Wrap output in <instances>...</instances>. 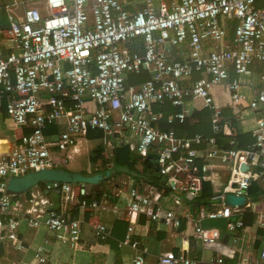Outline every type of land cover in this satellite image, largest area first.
Returning a JSON list of instances; mask_svg holds the SVG:
<instances>
[{"label":"built area","instance_id":"1","mask_svg":"<svg viewBox=\"0 0 264 264\" xmlns=\"http://www.w3.org/2000/svg\"><path fill=\"white\" fill-rule=\"evenodd\" d=\"M256 1L0 0V119L9 120L14 129L30 131L12 146L5 139L8 149L0 150L4 264H64L42 247L34 248L27 262L19 226L38 229L43 225L51 233L67 234L76 244L83 221L70 217L75 185L47 182L32 189L29 197H15L5 194L6 183L12 176L55 168L57 158L59 165L67 164L81 153L83 143L91 141L87 137L91 131L101 132L98 141L108 157L127 133L136 137L137 154L152 161L159 177L152 185L124 175L127 181L121 183L130 188L127 233L120 245L136 252L134 264H142L145 255L141 243L133 240L138 216L168 221L175 229L184 221L193 227L203 248L221 252L218 229L204 228L203 223L225 220L233 238L244 227L243 216L261 203L251 201L248 189L254 182L264 183V10L256 8ZM226 20L236 22L230 43ZM144 74L149 76L145 82L128 83L129 76ZM195 74L200 77L193 79ZM243 78L248 79L250 98L241 91ZM215 86L227 88L230 103L241 109L239 120L245 119L247 110L252 113L251 144L237 147L230 120L222 116L210 95ZM194 98L210 110L212 134L224 136L225 144L201 134L177 137L172 129L161 130V115L154 106L169 102L178 110L168 123L181 124ZM221 172L226 174L222 191L210 198L209 207L198 205L203 184L218 186ZM45 193L59 195V209L46 208L51 205L47 200H40L43 205L38 202ZM80 193L86 194L81 187ZM228 194L243 197L244 204L225 205ZM187 202L194 203L189 207ZM104 204L105 199L94 200L91 208L98 211ZM259 215L264 230V214ZM93 229L102 240L111 235L105 224ZM17 254L18 259L12 258ZM259 259L264 262V248ZM223 263L221 257L209 261ZM155 264L199 261L167 253Z\"/></svg>","mask_w":264,"mask_h":264},{"label":"crops","instance_id":"2","mask_svg":"<svg viewBox=\"0 0 264 264\" xmlns=\"http://www.w3.org/2000/svg\"><path fill=\"white\" fill-rule=\"evenodd\" d=\"M255 6L257 9L264 10V0H257ZM2 22L6 25L4 19H2ZM228 40L230 43L232 39ZM254 70L259 72L261 69L256 66ZM247 81L248 79L246 78L241 80L244 85L241 88V91L246 96V98H250L251 91L245 85ZM253 82L255 84L258 83L256 75H254ZM193 101L192 104H187V119H189L193 114ZM155 113L161 115L160 112ZM245 113V119L239 120L238 118L239 129L242 134L250 133L254 126L252 113L248 110ZM5 139L6 138L1 137L0 140ZM6 140L11 146L17 142L15 134L12 141L9 139ZM91 141H97L98 144L95 146V148L100 143L98 140ZM88 143L89 141L83 143L82 150L86 149ZM68 163L63 166L66 168V170L72 173H93V169H100L99 164L95 165L94 167H92L90 164V167L87 169L88 164L85 167L78 165H71L67 167ZM220 178L221 179L218 186H211L214 196L218 192L222 191L223 187L225 186V184L222 182L224 181V178H226V174L221 172ZM122 181H127V179H122ZM119 183L115 185L116 190L119 191L118 196H106L105 204L102 206L103 208L98 211H92L93 217L98 219V223L105 224L111 231V235L107 240H102L96 234V232H94V227L85 223L83 217V207H80L79 216L77 218H81L83 224L81 226L79 240L76 244L70 241L67 234L51 233L43 225H41L38 229H35L34 234L30 239L28 235H25L24 232L21 231L20 238L22 243L24 240H26L24 242L28 244L25 245L23 243V245L27 247L25 260L30 262L32 260L33 249L42 247L47 254L52 256V258L63 262L64 264H114L117 259L120 260L121 264H134L136 252L131 250L129 245H120L125 239L128 227V223L125 219V207L127 192L130 188V184L127 185V183H125L126 185L122 186ZM38 199V202L42 205L43 199L44 201L47 200L51 204L50 206L46 207L48 209H59L61 198L56 193H45L40 195ZM40 200H42V202ZM201 201L202 199L198 201V205H205L206 207H209L210 200L207 201V203H202ZM258 202L261 203L257 204L256 206L261 207V209L257 210L255 206L254 212H247L243 216V219L245 216L247 217L246 223L243 222V229L237 232L233 238L231 237L232 235L228 234L226 231L225 220L220 219L225 222L224 230H220L215 227L211 228L218 229L220 233L219 241L222 247L219 250L221 252L203 248V246L200 244V241L194 237L193 227L189 224H186L184 221L181 223L178 229H175L168 221H148L143 216H138L134 226L133 240H138L141 243L140 249H145V255H143L142 258V264H155L159 256L167 253L172 254L176 258L188 256L192 259L198 260L199 264H209V261L215 259L216 257H221L224 260L223 264H264V262H261L259 259L260 252L264 248V230L261 229L259 225V217L261 216L259 214H264V198L258 199ZM25 206L28 207L29 205L25 204ZM262 219L264 220V217ZM258 230L261 233V238L259 239V242L256 243ZM2 248L3 247L0 246V261L7 259L5 256H3L5 253ZM228 248L233 250L235 253L231 252L228 254ZM15 256V259L20 257L18 254ZM4 260L0 263H6Z\"/></svg>","mask_w":264,"mask_h":264},{"label":"trees","instance_id":"3","mask_svg":"<svg viewBox=\"0 0 264 264\" xmlns=\"http://www.w3.org/2000/svg\"><path fill=\"white\" fill-rule=\"evenodd\" d=\"M227 32H228V39H232L234 28L236 22L233 20H226L225 22ZM1 26L5 31L6 25L5 23L1 22ZM178 59V58H177ZM199 74H195L193 79L199 78ZM234 77V74L231 73V78ZM149 79L148 74H144L141 76H129L128 83L130 84H139L143 83ZM210 95L213 97L215 105L220 109L222 116L224 118H228L231 122V129L232 133L231 136L235 139L237 147L242 148L248 144H251L254 141V138L250 133H244L239 129L238 118L241 113V110L238 107L233 106L230 103L229 93L226 87L222 86H215L210 88ZM194 111L193 114L189 119H186L183 123H179L178 121H174L171 124L167 122V119L170 115L178 110V108H174L171 106L169 102H166L162 106H154L155 112L161 113V120L159 122V126L163 131H168L172 129L177 137L181 136H193L195 134H201L203 137L208 138L211 141H216L218 144H225L226 140L225 137L222 135L213 136L211 126H210V118L211 112L210 110L203 107L202 100L198 98H194L193 101ZM28 129L24 128H17L15 131V138L16 140H20V138L29 133ZM102 136L101 132L91 131L88 133L87 137L89 140H98ZM139 140L132 136L130 133H127V137L122 144H116V147L113 151L111 157H108L104 151L103 146L99 143V145L92 150L90 154V164L92 167L99 164L100 169H93V173H103L105 174V178L103 181L100 182L99 191L92 193V194H85L81 195L80 193V186L75 185V192H74V200L72 209L70 212V217L77 218L79 216V209L83 207L82 204L84 203L83 207V217L85 223L88 225L95 227L98 224V219L93 217V210L91 208V203L96 201H101L106 198V196H110L108 188L104 185V182L108 179H111L112 176L109 178L105 171L110 170L108 166L111 164V170H114V175L123 172V175H126L132 179H134L137 183L141 184L143 182H149L152 185H155L159 182V177H155L153 175L154 167L152 166V161L149 159H141L137 154V146ZM60 160L57 158L54 160V166L63 170H66L64 166L59 165ZM103 170V171H102ZM120 174V173H119ZM43 184H39V188L42 187ZM248 193L250 198L253 202L258 201L260 198H264V183L254 182L251 184L250 188L248 189ZM30 192L26 193L25 195L29 197ZM214 196L213 189L210 184H203L202 190V203H207L210 198ZM17 197V196H16ZM19 197V196H18ZM257 210H260L261 207L256 206ZM258 212V211H257ZM247 217L245 216L243 222L246 223ZM246 225V224H245ZM34 230L29 227H25L23 232L25 235L29 236V239L33 236ZM259 232V233H258ZM257 232V239L256 243L259 242L261 238V233L258 230ZM259 237V238H258ZM26 241V240H24ZM23 243L28 245L26 242ZM114 264H121L120 260H116Z\"/></svg>","mask_w":264,"mask_h":264},{"label":"water","instance_id":"4","mask_svg":"<svg viewBox=\"0 0 264 264\" xmlns=\"http://www.w3.org/2000/svg\"><path fill=\"white\" fill-rule=\"evenodd\" d=\"M151 158L152 155L149 154ZM154 164H156L157 156L154 157ZM247 166L242 165L241 170L246 171ZM156 171V169H154ZM105 178V174H82L72 173L68 170L60 168H47L28 172L21 176H12L7 180L5 194L10 196H21L30 192L39 184L47 182H59L66 184L79 185L85 190L86 194H92L99 191L100 182ZM245 202L243 197H236L231 194L225 196L224 204L228 206H242Z\"/></svg>","mask_w":264,"mask_h":264},{"label":"rangeland","instance_id":"5","mask_svg":"<svg viewBox=\"0 0 264 264\" xmlns=\"http://www.w3.org/2000/svg\"><path fill=\"white\" fill-rule=\"evenodd\" d=\"M15 131L16 129L14 130V125L9 121V120H5V119H0V136L3 137V138H6V139H9L10 141H12L13 139V136L15 134ZM97 141H89V143L87 144V147L86 149H83L82 152L78 155V156H74L73 159H71L67 165L68 166H71V165H78V166H83L85 167L87 164V169L90 167V161H89V157H90V154L92 152V150L95 148V146L97 145ZM99 168V167H97ZM103 171V170H102ZM107 173V175L109 176V178L112 176L114 177V179H107L105 182H104V185L108 188L109 190V194H110V197H117L118 194H119V191L116 190L115 188V185H117V183L121 184L123 181L122 179L125 178V176H123V172H119L117 174L114 175V170H107L105 171ZM86 174V173H84ZM153 175L155 177H158V174L156 172L153 173ZM194 202H187V205L189 207H192ZM206 223H203V227L205 228H212V227H215V228H218L220 230H224V227H225V222H223L222 220H213V221H205ZM27 227L26 225L24 224H21L19 226V233L21 234V231L24 230V228ZM35 231V230H34ZM12 258L13 255H12Z\"/></svg>","mask_w":264,"mask_h":264},{"label":"bare ground","instance_id":"6","mask_svg":"<svg viewBox=\"0 0 264 264\" xmlns=\"http://www.w3.org/2000/svg\"><path fill=\"white\" fill-rule=\"evenodd\" d=\"M7 149H8V146L6 145V142L4 140H0V150H7ZM43 202H44V199H43Z\"/></svg>","mask_w":264,"mask_h":264}]
</instances>
